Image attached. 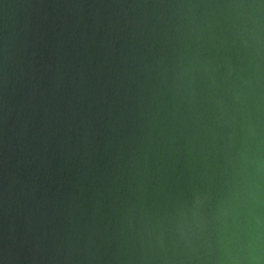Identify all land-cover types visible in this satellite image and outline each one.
Here are the masks:
<instances>
[{
	"label": "water",
	"instance_id": "obj_1",
	"mask_svg": "<svg viewBox=\"0 0 264 264\" xmlns=\"http://www.w3.org/2000/svg\"><path fill=\"white\" fill-rule=\"evenodd\" d=\"M3 264H264V0H0Z\"/></svg>",
	"mask_w": 264,
	"mask_h": 264
},
{
	"label": "clouds",
	"instance_id": "obj_2",
	"mask_svg": "<svg viewBox=\"0 0 264 264\" xmlns=\"http://www.w3.org/2000/svg\"><path fill=\"white\" fill-rule=\"evenodd\" d=\"M0 264H3V261L2 260H0Z\"/></svg>",
	"mask_w": 264,
	"mask_h": 264
}]
</instances>
